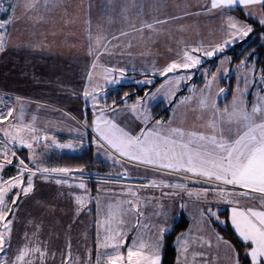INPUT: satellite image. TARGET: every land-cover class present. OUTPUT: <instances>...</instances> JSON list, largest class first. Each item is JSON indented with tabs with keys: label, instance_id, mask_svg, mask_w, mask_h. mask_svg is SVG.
<instances>
[{
	"label": "crops",
	"instance_id": "0c3cea01",
	"mask_svg": "<svg viewBox=\"0 0 264 264\" xmlns=\"http://www.w3.org/2000/svg\"><path fill=\"white\" fill-rule=\"evenodd\" d=\"M8 2V9L0 14V20H8L13 17V11L10 5L17 4L19 6L13 21L6 25L4 32L6 37L5 50L0 52V100L3 101L0 103V112L6 114L9 108L14 109V112L12 117L0 122V128H8L13 123H18L17 118L21 110H23V122L25 124H34V127L38 130L37 135L43 137L44 135L51 134L50 131L52 129L57 130L59 134H61L60 137H66V140L78 144L79 149L80 147L89 146L94 154L96 152L100 154L101 149L97 146L99 145V138L92 130L93 121L96 117L101 115L100 109L105 110L103 115L107 117L111 110L123 108L125 104L120 107L106 110L100 103L101 107L94 111L89 107V105L92 104L90 97L86 99L83 92L85 88H88L89 92H92V90L96 88L95 95H97L101 89H103L101 91L103 94L106 89L116 87L115 84L105 82L106 76L109 80L113 78L118 79V77H120V80L123 81L127 78L131 79L128 73L141 72L131 69L132 66L130 62L134 61L131 59L132 53L137 54L138 57L141 58L142 72H150L147 71L150 70L147 69V64L149 65L148 61L151 63L153 60H148L144 55L140 57L139 55L141 52H137L140 49H138V47L136 48V45H154L155 43L152 44V42L142 41L141 38L132 39L130 37H124L122 34L117 36V39H113V37H115L114 30L116 25L112 14L116 12L142 13V17L144 18L142 20L144 21V23L142 22V28H148L146 27L147 24H152L154 28H158L156 25L160 23H157V21H164V19H160L154 14L164 12L161 8L163 1L51 0V2L45 6L43 0H40L39 12H26L23 8L24 0H9ZM234 8H240L243 11L242 6H236L231 9H212L211 0H207L206 4L197 5L196 8L194 5H191V7L187 8L190 12L186 10L180 12L171 7L169 10H175V12H166L170 14V16L166 18H182L193 12L195 14H207L206 19H208L209 15L213 14L214 18H218V23H214V27L211 28L216 33L217 38H215V40L222 43L224 39L228 38L226 13L228 10ZM256 8L259 7L257 6ZM147 14H153V16H150V19L147 20ZM39 17H43V19H39ZM203 17L205 16L203 15ZM122 23L123 19L120 18L118 24L119 28L124 27ZM209 25L210 24L205 21L201 24V27L204 28V36H207L206 40H209L211 36H215L210 33L213 32V30H208ZM221 30L222 35H218V32ZM98 35L101 37L99 46L96 44V37ZM90 36L91 39L89 38ZM238 43L239 42L235 44ZM90 47L93 50L91 55L89 54ZM132 57H136V55ZM216 57L218 56H215V58ZM220 58L224 59L223 57H219L218 59ZM141 60L138 61L141 62ZM93 63H95V67L92 66ZM107 69H114V71L109 73L106 71ZM119 69H124L123 76H121ZM89 73H91L92 76L91 82L88 80ZM97 85L100 87L97 88ZM157 89L158 88H155L154 91ZM201 89L205 88H195V92L188 91L181 95L176 94L173 96L171 99L173 100V107L170 117L167 121L162 123L166 125L171 120L173 121V127H183L189 130H191L194 125L198 127L199 121L196 120V117L200 115V112L199 110L194 111V109H197V98L200 96ZM219 89H221L220 82L218 88H212V93L215 94ZM222 89H225V92L217 97V104L227 93L226 88ZM236 92L237 88L233 91L231 101L226 105L229 110H231L233 96ZM261 95L264 96V92L261 93ZM17 97L20 98L19 101H17ZM185 97H192V99L186 104H181V99ZM243 99L245 104L247 102V104H251H246L248 108L255 103L252 101V95H246ZM160 100L166 101L168 99L162 97ZM135 102L136 101L128 103ZM91 106L93 107V105ZM226 106L220 108V110L223 111ZM88 112L91 116L89 118V124H86ZM110 115L115 116L116 114L110 112ZM149 115L151 117L150 108ZM33 116L36 117L34 122L32 120ZM108 118L114 120L120 127L133 135H138L141 130L150 128L143 127L140 118L138 122H136L137 119L132 118L130 115L126 116L123 120H116V118L110 116H108ZM205 119H207V116ZM149 121L156 123V121L152 119ZM82 122H85V126H83ZM78 124L82 128H90L88 131L89 133H87V130H83ZM83 131L87 133L86 140L82 139ZM77 137L80 139H76ZM2 138L3 132H0V139ZM45 143H48V141L45 142L41 139L37 147L41 145L45 146ZM95 148H97L96 151ZM52 151L54 150L47 152L46 163L45 160H43V164L50 166L49 154ZM72 152V148H63L61 150V153ZM113 155L115 157L114 162L108 161V165L112 168V173L114 175L126 173L128 177L133 179L156 181L158 186H133L108 182L99 183L100 186L109 187L111 191L114 189H121L125 192L132 191V193L134 192L137 195H142V189H153L161 192V194L163 192L160 201L177 202L175 200L179 193L189 191L196 192L204 188H209L208 184L199 182L202 178L192 177L191 179H185L184 173L172 172L169 174L168 170H154L153 167L147 168L149 172H145V174L150 177H132L130 173L142 176V170H136L139 168H135L128 158L119 157L118 154L115 153H113ZM95 158L102 160L100 156ZM117 159L119 163L116 162ZM150 169H152V172H150ZM188 175L191 176V174ZM9 178L10 177L7 179ZM56 179L66 180L67 183H64V185H69H65V194L76 192L78 196L84 197V203L81 205V210L78 215L80 222L78 221L79 225L75 237L76 240L70 244L67 242L62 244H48V240L45 239V234H41V230L45 229L48 225L45 220V212L43 211L42 213L40 211L32 214V216L36 218L35 225L37 226V232L34 231L29 233L28 243L31 241L30 246L38 245L42 248H46L48 255L45 257V264H65V262L66 264H97V252L102 254L100 264H107V258L103 254L116 255V252L111 247H98V239L103 243L105 237L110 234L109 230H111L112 233L120 232L124 234V244H128L127 246H131L133 238H137L139 241L143 239L145 242L151 240L150 238V240H144L146 234H143V236L139 238V234L132 228L131 221L127 222V220H124L126 217H129L127 209H125V206L119 207L116 205L115 197L111 192H102L101 195L98 191H95V186L94 189H92L91 185L88 183L89 181L86 180L70 176L62 178H52L50 176L45 180L42 176H39V178L33 179V190L29 195L30 201L34 204L44 206L43 202L45 201L43 198L45 192L50 182L56 184ZM161 181L167 185L184 184L186 187L184 189L166 187L160 184ZM81 182L86 185V188L82 189L79 187ZM228 187L231 189L232 186ZM89 190H93L91 195L89 194ZM240 191L244 190L239 188L236 189V192ZM250 195L253 198L237 197L240 201L238 206L244 208L255 207L259 210L261 208L260 194L251 193ZM91 196L92 200L90 198ZM110 205L112 206V212L115 213L111 219L109 218ZM191 206L194 207V211L198 212V214L196 217L197 225L194 232L195 236L190 235L191 238L188 240V257L191 261L194 258L193 261L197 264H232V261L229 259L227 246L223 243L218 244L217 242V233L212 226L211 220L209 221L207 219L206 206L200 203H192ZM233 206L237 205L228 204L225 209H227L228 212L229 224L239 238L230 219L231 208ZM174 210L177 219L180 212L184 214L183 211L179 210L178 206H176ZM170 211L171 209L169 207L167 210H162V216H167V212ZM201 211L205 212L204 220L201 218ZM120 219H123V223H120ZM176 221L174 220L173 222L175 223ZM116 224H122V229L115 230ZM189 229L190 221L188 228L181 234L188 233ZM33 233H36V235H33ZM181 234L178 237H180ZM194 237H203L210 243H206L205 241L200 242L198 240L194 241ZM11 239L12 237L10 240ZM127 239L128 242L126 243ZM9 244L10 246L6 245L8 259L13 258L17 250L25 245L15 244L14 241L9 242ZM175 244H177V238ZM120 254L127 257V249H120ZM61 256H63V258L60 261ZM32 259L35 261V264H40L35 255Z\"/></svg>",
	"mask_w": 264,
	"mask_h": 264
},
{
	"label": "snow or ice",
	"instance_id": "6c2138e0",
	"mask_svg": "<svg viewBox=\"0 0 264 264\" xmlns=\"http://www.w3.org/2000/svg\"><path fill=\"white\" fill-rule=\"evenodd\" d=\"M51 0H43L47 6ZM40 0H24L23 8L26 12H39ZM19 5L12 4L10 7L13 11V17L8 20H0V29H5L6 25L11 23L15 18V13ZM236 6H242L246 10L247 15L258 19L261 26H264V0H211L212 9H231ZM259 7V13L254 10ZM0 10H3L0 8ZM43 19V17H39ZM157 23H166V21H157ZM146 27L152 28V24H147ZM228 38L222 43L209 45L205 47L203 44L185 48L180 62L173 61L159 72L161 76L169 77L165 84L167 92L165 98L171 103V96L179 89L182 81L192 79L190 70L197 69L202 64V58H212L218 53H223L225 48L238 39L242 40L248 37L253 28L249 24H243L232 17H228ZM127 35V33H122ZM91 39V36L89 37ZM117 39V37H113ZM6 37L3 32H0V52L5 50ZM101 37H96L97 46L100 45ZM92 48H89V54H92ZM251 54H249V57ZM246 57L241 61L239 67L248 68V59ZM98 59V57H97ZM228 59L227 57L225 58ZM223 64L224 61H221ZM95 67V63L92 65ZM185 70L187 74L177 75L178 70ZM111 73L114 69H107ZM123 76L124 69H119ZM227 69H217V73H226ZM252 69L243 73L244 89L237 88L236 94L233 96L231 110L226 106L223 111L220 110L217 104V97L221 96L225 89H219L215 94L212 93V85L217 80V74H212V79L207 80L205 89L200 90V96L197 98V109L200 115L196 117L199 121L198 127L193 126L191 130L183 127H173V121H169L166 125L161 121H156L155 125L147 130H141L138 135H133L120 127L114 120L105 118L103 115L104 109H101V115L93 121V131L99 138V146L105 148V152L109 158L114 159V155L126 157L130 161H136L146 166H152L154 170H168L169 174L184 173L185 179L192 177L202 178L199 182L210 185L209 188H204L193 193L188 192L191 197L195 195L197 199L203 195L207 198V193L212 191L217 197L218 202H224L232 205L231 208V223L235 228L241 241L246 245L245 255L250 258V264H264V96L257 95V102L251 106V109L246 106L243 99L247 92L250 80L249 75ZM207 76V70H205ZM239 79V78H238ZM88 80L91 82L92 76L89 73ZM261 82H264V73L260 76ZM106 83L119 84V79L109 80L105 77ZM137 83L151 84L152 80L138 81ZM100 86L97 85V88ZM103 89H101L102 91ZM161 89H157L156 93H145L149 99H155L157 93ZM195 92V88L190 89ZM96 88L89 92L85 88L83 95L87 99L91 97L93 106L98 103L97 96L94 94ZM127 95V94H126ZM192 97L181 99V104H186ZM20 98L17 97V101ZM3 101L0 100V103ZM145 101L137 100V103L131 106V110L137 113V118L147 122L151 119L148 114V109L143 107ZM142 108V111H138ZM14 109L9 108L7 113L0 112V122L13 116ZM207 116V119L205 117ZM18 123H13L8 128H0L3 132V138L0 139V156L3 157V162H0V225L3 231H0V264H35L32 257L35 255L40 264H45V257L48 255L46 248L41 246H30L31 241L17 250L15 256L11 259L7 257L6 245H9L12 220L9 219V214L14 212V209L9 207L8 194L13 189H19L15 196L11 198V204L15 205L17 199L21 195L27 196L33 190V178L40 173L42 178L47 180L52 174L68 175L70 169L67 168H43L36 164L34 155V146H39L41 139L48 141V136L43 137L37 135V129L34 124H25L23 110H21ZM33 116L32 120L35 121ZM27 134V135H26ZM102 142V143H100ZM52 143H55L53 140ZM9 144L19 145L22 148L29 150V163L24 159L16 156V151L9 148ZM49 145L45 143V148ZM60 148H71V144H58ZM11 154V157L10 155ZM18 159L16 164L17 175L5 180L2 176L3 169L7 165L13 163V159ZM119 163V160H116ZM30 164L35 165V170ZM188 174H191L189 176ZM25 176L27 179L25 180ZM57 184L67 183L66 180L56 179ZM166 187L184 189V184H164ZM153 186H158L156 181H152ZM228 186H232L231 189ZM80 188H84V184H79ZM244 191L236 192V189ZM251 193H259L261 199V208L258 210L255 207H239V199L237 197L253 198ZM133 196L136 193H132ZM171 195V194H166ZM78 205H83L84 197L76 196ZM130 207L129 212L140 213L138 206L133 201H126ZM163 207V206H161ZM186 204L181 203L180 208H186ZM109 218L111 219L115 213L112 212V206H109ZM79 212V209H78ZM78 214V213H77ZM215 217L219 221V215L212 208L207 209V219L210 221ZM202 220L205 219V212L201 211ZM120 223H123L121 220ZM170 230V226H160L154 239L145 242L142 239L137 243V238H133L131 246L127 248V257L120 254V249L125 243V235L116 232L105 237L101 243L98 239V247H111L115 250L116 255L103 254L107 258V264H162V255L165 247V235ZM36 235V233H33ZM9 237L6 240L5 237ZM27 239V235L25 237ZM203 240V237L200 238ZM217 242L227 246L229 251V259L232 264H241L240 254L228 242L223 240L218 234ZM206 243H210L205 241ZM178 251L186 254L189 250L187 234H181L177 237ZM54 255V254H53ZM70 255V254H69ZM101 253L97 252V264H100ZM66 264V262H65ZM177 264H181L178 256Z\"/></svg>",
	"mask_w": 264,
	"mask_h": 264
},
{
	"label": "rangeland",
	"instance_id": "374dc122",
	"mask_svg": "<svg viewBox=\"0 0 264 264\" xmlns=\"http://www.w3.org/2000/svg\"><path fill=\"white\" fill-rule=\"evenodd\" d=\"M8 1L9 0H0V2L4 4L2 7L3 10H0V14L4 13V11L8 9V5H9ZM162 1L163 2L161 4V8L163 9L164 12L154 14V15H156L160 19H164L166 23H160L156 25V27L158 28H154V27H152L151 29L142 28V24L144 23V21H142L144 19L142 17V13L116 12L112 14L114 23L116 25V28L114 30L115 37L121 35L122 33H127V35H123V36L130 37L132 39L141 38L142 41L144 40L146 42H152V44L155 42L154 45H147V44L141 45V46L136 45V48L138 47V49H140L137 51L138 53L141 52V54L139 55L140 57L144 55L146 56V58H148V60L149 59L153 60L151 63L148 61L149 65L147 64V67H148L147 69H150L147 71H150V72L148 73L142 72V60L141 58L138 57L137 54L132 53V56L136 55V57L131 56V59L134 61L130 62L132 66L131 69H135V71L136 70L141 71V72H130V73L149 74L154 77L160 78L162 80L159 87H157L158 89H161V91L157 93L155 99H149L145 95L144 97L137 99V100L145 101L143 107H146L148 109V114H149V108L153 104H155L158 100H160L162 97H165V93L167 92V86H165L164 88H161V86L164 85L165 81L173 75L172 73H169L167 77L161 76L159 75V72L163 70L168 64L172 63L173 61L180 62L185 48L191 49L192 47H196L201 44H203L205 47H208L209 45H214V44L219 43L218 40H215L217 36L214 30L211 28V27H214V23L215 24L218 23L217 22L218 18H214L213 14H210L208 19H206L207 14H203V13L195 14L193 12L192 14L186 15L185 17H182V18H177V19H174V18L167 19L166 18L170 16V14L166 12H175V10L173 11L169 10V8L171 7L175 8L176 10L180 12H184L185 10L189 11L187 10V8L191 7V5H194V7L196 8L197 5L206 4L207 0H162ZM243 11L246 16L251 17L255 20H258L253 16L247 15L246 10L243 9ZM254 11L256 13H259L260 10L259 8H256ZM226 14H227V23H228V17H232L234 20H238L242 22L243 24H247L241 21L240 19H238L237 17H235L234 15H232L229 12V10ZM172 15H176V14H172ZM203 15L205 17H203ZM150 16H153V14H147V20L150 19ZM120 18L123 19L122 24L124 25V27L119 28L118 24H119ZM204 21L210 24L208 30H213V32H210V31L209 32L215 35V36L209 37V40L208 39L206 40L207 36H204V33H203L204 28L201 27V24ZM5 29H0V31L4 33ZM219 34L222 35V30L218 32V35ZM246 38L247 37L242 39V42L245 41ZM237 42L242 44L241 40L239 39L235 43ZM235 43H232L229 46H227L223 53H218L216 55L218 57H216L217 60H216L214 68L212 67L211 62L214 60L215 56L210 59H208V57H203L202 64L198 66L197 69L190 70L192 79L182 81L179 86V89L175 92L174 95L171 96V99L176 94L181 95V93L188 92L192 88H205L206 79L211 80L213 73L217 74V80L213 83L212 88H218V85L220 82L221 88H226V90L228 88H233V91H234V89L238 87L241 88V90H243L244 89L243 73L248 72L249 69H252V73L249 75L250 83H249L247 92L245 93L243 98H245L246 95H252V98H253L252 101L253 103L254 102L256 103L257 95L262 96L261 93L264 92V82H261L260 80V76L262 73L254 65H249L248 68H243V67H239L241 64L240 63L232 68L231 56L228 55L227 52L230 51L234 46L239 44V43L238 44H235ZM219 57H223L224 59L222 58L218 59ZM226 57L228 58L227 60L225 59ZM138 60H141V62ZM221 61H224V63L222 64ZM212 68H213V71H212ZM221 68L227 69V72L217 73V69H221ZM205 70H207V76L205 75ZM176 74L185 75L187 73L185 70L181 69V70H178ZM232 74L234 77L232 80H230L231 79L230 77L232 76ZM196 76H197V79L195 81ZM118 79L120 80V77H118ZM144 80L146 79L134 80L131 77V79L127 78L123 81L120 80L121 82L115 85L117 87L120 85L134 83L139 86H142L143 83H137V82L144 81ZM193 81L195 82L194 84H193ZM156 92L157 90L156 91L152 90V92H148V93H156ZM96 96H97L98 103L95 105V107L91 106L93 105V101L90 97V101L92 102V104L89 105V107L94 111H96L97 108L101 107L100 99L103 96L101 90ZM137 100L135 103H128V102L124 103L125 105L123 108H117L115 110H111L110 112H113L116 115L112 116L110 115V112H109L108 113L109 115H107V117L104 115L105 118H108V116H110V117L116 118V120L118 119L123 120L126 118V116L130 115L132 118H136L137 119L136 122H138L139 118H137V113H134L131 110V106L136 104ZM166 101L168 102V104L172 105L173 107V100H171V103H169L168 100ZM247 105H251V104H247ZM249 109H251V107H249ZM138 111H142V108H138ZM140 121L143 127L152 128L155 125V123H152L153 121L152 122L148 121L147 124H145L143 122L142 117L140 118ZM82 123H83V126H85V122H82ZM82 129L85 131L87 130V133H89L88 131L90 128L86 129L85 127ZM50 132L51 134L47 135L49 138L48 143H47L49 147L45 148V146H42V145L40 147L34 146V155L36 157V161H35L36 164H39L43 168L52 169L55 167L43 164V160H45V163H46V156H47L48 151L57 150L58 152H61L63 148L57 147L56 145L71 144L72 145L71 148L73 151L72 153H76L77 151H79V146L78 144H74L73 141L66 140V137H60L61 134H59L57 130L52 129ZM83 133H82V136L87 134L86 132L84 134ZM71 139H75V138H71ZM76 139H80V138L77 137ZM53 140L55 141V143H52ZM97 146L101 150H100V154H98L97 152L94 154V158L100 156V159H102L103 162L107 164L109 163L108 161L114 162V159L109 158L108 154L105 152L104 147H100L99 145ZM13 147H14L13 145L9 144V148H13ZM0 149H2V145H0ZM80 149L82 148L80 147ZM96 149L97 148H95V151ZM14 150L16 151V156L18 158L24 159L26 163H29L28 157L30 156V153L28 149L22 148L19 145H16L14 147ZM9 155L11 157V154ZM12 159H13V163L11 165H7L3 169L2 176L5 180H7L6 173L8 172L10 167H13L15 171V175H17L16 164L18 163V159L16 158H12ZM0 162H3L2 156H0ZM131 163H133L135 168H139L136 170H142V176L135 175L133 173H130V176L136 177V178L150 177L146 175L145 172H149L147 168H151L152 166H146L136 161H133V162L131 161ZM30 166H32L33 170H35V165L30 164ZM57 168H60V167H57ZM150 170H151L150 172H152V169ZM80 171L81 170H71L70 172H80ZM39 176H41V174L37 173V175L33 179L39 178ZM65 176L66 175L64 174L54 173L52 174L51 177L52 178H62ZM26 179H27V176H25V180ZM150 182H151L150 185H152L151 180ZM65 185L68 186L69 184H65ZM65 185L64 183L63 184H57V183L53 184L52 182H50V185L48 186V189L45 192V196L43 198L45 201L43 202L44 206L34 204L33 202L30 201L29 195L30 193H32V191L27 196H24L21 193L15 205L11 204L10 201H11V198L15 196L16 193L20 190L13 189V191L8 194L7 199L9 202V207L14 209V212L9 214V217H8L9 219L13 221L12 226H11L12 227V232H11L12 239L9 242L14 241L15 244H27L29 233L34 232V231L37 232V226L35 225L36 218L32 216V214L38 213L40 211L42 213L44 211L46 214L45 220L48 225L45 227V229L41 230V234H45V239L48 240L47 241L48 244H57V243L62 244L65 242L70 244L76 240L75 237L77 235L78 225H79L78 221L80 222V219L78 218V215H79L78 209L79 211L81 210V205H78L75 199V197L78 196V193L75 192V193L65 194L66 192ZM84 186H85L84 188H86V185ZM208 187H211V186L208 185ZM95 191H98L101 195H102V192L103 193L111 192L115 197L114 199H115L116 205L119 207L125 206V209H128L130 207V205L125 202L133 201L138 206L139 211L140 213H142V215L136 212L127 211L129 217H126L124 220H127V222L131 221L132 228L136 230L137 234H139V238L140 236H143V234H146V236L144 237V240L154 239L157 234L158 228L160 226L168 225L171 228V226L173 225L172 223H174L173 221L174 220L176 221L177 219V217L175 216V212H174L175 211L174 209L176 206L179 207L180 211L184 212V214L190 221L189 232L185 233L187 234V239L189 240V238H191L190 235L195 236L194 232H195V227L197 225L196 217L198 214V212L194 211V207L191 206L192 203L204 204L206 206V214H207L208 208H212L213 211L219 212L221 210H224L228 205V203L218 202L217 197L214 195L212 191H209L207 193L206 199L203 195H201V197L197 199L195 195H192L190 197L188 195V192L179 193L177 195L178 199L176 198L175 200L177 202L160 201V198L163 196L162 195L163 192L161 194V192L153 190V189H146V190L142 189V195L136 194L135 196L132 195V191L125 192V191H122L121 189H114L111 191L109 190V187L100 186V185L95 186ZM92 193H93V190L92 191L89 190V194L91 195ZM90 198L92 200V196ZM181 203L186 204L187 207L184 209H181L180 208ZM168 207L171 209L172 212L171 211L167 212L168 213L167 216H162L161 211L167 210ZM121 220L123 219H120V221ZM117 229L121 230L122 224H116L115 230ZM3 230L4 229L2 225H0V231H3ZM26 235H27V239L25 238ZM5 238L6 240L9 239V237L7 236ZM200 238L201 237H194V241L196 240L200 242L206 241L205 238H203V240H201ZM138 242H139V239H137V243ZM127 245L124 244L121 249L122 250L127 249L126 247H129ZM175 247H176V252H177L176 258H178L179 256L181 260V264H197L195 261H193L194 258L191 261L187 253L182 254L180 251H178V248H179L178 244H175ZM60 258H61L60 259L61 261L63 256H61ZM175 264H177V259H176Z\"/></svg>",
	"mask_w": 264,
	"mask_h": 264
},
{
	"label": "trees",
	"instance_id": "16d2710c",
	"mask_svg": "<svg viewBox=\"0 0 264 264\" xmlns=\"http://www.w3.org/2000/svg\"><path fill=\"white\" fill-rule=\"evenodd\" d=\"M229 12L240 19L241 21L249 24L253 28V32L241 42L234 46L228 55L231 56V66L232 68L241 63L246 57L251 56L248 59L249 65H254L257 69L264 73V26H261L258 20L248 17L240 8H235L229 10ZM217 58H215L211 64L214 68ZM212 68V71H213ZM134 80H151V84H143L139 86L134 83L120 85L115 88L106 89L103 92V96L100 100L101 105L106 109L110 110L115 107H120L126 102H133L137 99L144 97L145 93H148L155 88H157L162 80L160 78L154 77L149 74H139V73H128ZM233 74L230 77L233 79ZM197 76L195 77V81ZM195 82L193 81V84ZM185 93V92H183ZM233 93V88H228L226 95L219 100V108H223L228 105L231 101ZM127 94V95H126ZM182 94V93H181ZM172 105L168 104L165 100H159L150 107L151 119L154 121L165 122L169 119L171 114ZM91 114L88 112L86 118V124H89V118ZM83 140H86V135H83ZM49 162L52 167L67 168L70 170H81L80 172L94 174V175H113L112 168L104 163L102 160L94 158L93 150L87 146L79 149L76 153H61L58 151H52L49 154ZM6 178L15 175L13 167H10L6 173ZM91 188L99 185L100 182H88ZM219 215V221L216 218H211V223L216 233L223 238V240L228 241L235 250L240 254L241 264H250V259L245 255L246 245L237 237L235 232L232 230L229 224L227 209L217 212ZM189 225L188 219L185 215L180 212L177 221L172 225L170 230L165 235V247L162 255V264H175L176 261V238L184 232ZM128 239L126 240V243ZM127 245V244H126ZM125 248V247H124Z\"/></svg>",
	"mask_w": 264,
	"mask_h": 264
},
{
	"label": "built area",
	"instance_id": "2783aa9c",
	"mask_svg": "<svg viewBox=\"0 0 264 264\" xmlns=\"http://www.w3.org/2000/svg\"><path fill=\"white\" fill-rule=\"evenodd\" d=\"M3 3L0 2V8L3 7ZM70 177L79 178L86 181L92 182H108L113 184H125V185H133V186H147L150 185L151 182L148 180L141 179H133L128 177L126 173H121L119 175H94L88 174L84 172H70L68 175Z\"/></svg>",
	"mask_w": 264,
	"mask_h": 264
}]
</instances>
